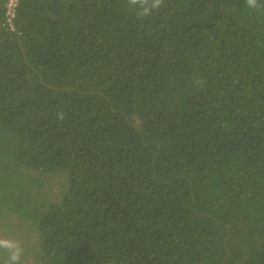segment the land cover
I'll use <instances>...</instances> for the list:
<instances>
[{
    "label": "trees",
    "instance_id": "trees-1",
    "mask_svg": "<svg viewBox=\"0 0 264 264\" xmlns=\"http://www.w3.org/2000/svg\"><path fill=\"white\" fill-rule=\"evenodd\" d=\"M258 3L19 0L12 32L0 0V238L21 264H264Z\"/></svg>",
    "mask_w": 264,
    "mask_h": 264
},
{
    "label": "clouds",
    "instance_id": "clouds-1",
    "mask_svg": "<svg viewBox=\"0 0 264 264\" xmlns=\"http://www.w3.org/2000/svg\"><path fill=\"white\" fill-rule=\"evenodd\" d=\"M126 6L135 11L140 18H147L158 12L164 5L165 0H125ZM247 7L256 9L259 7L258 0H245ZM0 252L5 254V264H21L24 249L18 240L0 238Z\"/></svg>",
    "mask_w": 264,
    "mask_h": 264
},
{
    "label": "built area",
    "instance_id": "built-area-1",
    "mask_svg": "<svg viewBox=\"0 0 264 264\" xmlns=\"http://www.w3.org/2000/svg\"><path fill=\"white\" fill-rule=\"evenodd\" d=\"M19 0H4V23L7 25L10 31L16 32L15 26L12 23L16 15V8Z\"/></svg>",
    "mask_w": 264,
    "mask_h": 264
},
{
    "label": "rangeland",
    "instance_id": "rangeland-1",
    "mask_svg": "<svg viewBox=\"0 0 264 264\" xmlns=\"http://www.w3.org/2000/svg\"><path fill=\"white\" fill-rule=\"evenodd\" d=\"M63 194H64V192L61 195L59 194V197H60L59 201H61L63 199L62 198L63 197Z\"/></svg>",
    "mask_w": 264,
    "mask_h": 264
}]
</instances>
